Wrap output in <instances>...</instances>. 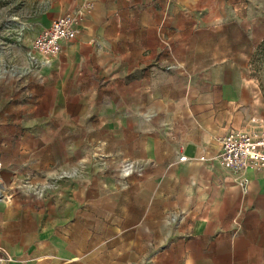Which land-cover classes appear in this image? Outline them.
<instances>
[{
  "label": "crops",
  "instance_id": "crops-1",
  "mask_svg": "<svg viewBox=\"0 0 264 264\" xmlns=\"http://www.w3.org/2000/svg\"><path fill=\"white\" fill-rule=\"evenodd\" d=\"M14 1L0 13V264H264V171L213 160L229 125L214 105L258 86L246 65L264 0ZM77 10L79 33L43 63L34 38Z\"/></svg>",
  "mask_w": 264,
  "mask_h": 264
},
{
  "label": "built area",
  "instance_id": "built-area-1",
  "mask_svg": "<svg viewBox=\"0 0 264 264\" xmlns=\"http://www.w3.org/2000/svg\"><path fill=\"white\" fill-rule=\"evenodd\" d=\"M85 10L90 12L91 7ZM82 15L80 10L65 13L52 19L48 26L40 30L32 42V50L41 55L43 63H49L59 54L61 43L76 37ZM219 144V151L213 160L220 167L238 175H243L249 168L264 171V127L257 132L230 130L220 137ZM184 159L185 156L178 158L179 161ZM127 171L128 168L125 169ZM246 182V178L242 177L239 185L242 187Z\"/></svg>",
  "mask_w": 264,
  "mask_h": 264
},
{
  "label": "rangeland",
  "instance_id": "rangeland-1",
  "mask_svg": "<svg viewBox=\"0 0 264 264\" xmlns=\"http://www.w3.org/2000/svg\"><path fill=\"white\" fill-rule=\"evenodd\" d=\"M3 5H8L10 8L19 7V4H15L14 0H0V13ZM155 14L157 13L155 12ZM176 20L174 19L172 23H176ZM249 46V59L246 66L248 67L249 76L257 82L260 95L256 101L257 87L255 86L253 96L250 99L243 98L239 101H234L230 106L229 103H226L225 106L220 104L214 105L218 120H225L226 124H229L227 131L257 132L264 127V39L250 40ZM242 64L244 65V63ZM1 73L2 71L0 70ZM2 98L5 97L2 96ZM7 98L10 99L11 96ZM4 103L2 102V104ZM49 106V102L46 101L41 107L42 113L47 112ZM126 216H129L128 218L136 217V215Z\"/></svg>",
  "mask_w": 264,
  "mask_h": 264
},
{
  "label": "bare ground",
  "instance_id": "bare-ground-1",
  "mask_svg": "<svg viewBox=\"0 0 264 264\" xmlns=\"http://www.w3.org/2000/svg\"><path fill=\"white\" fill-rule=\"evenodd\" d=\"M1 194H3V191H2L1 188H0V195H1Z\"/></svg>",
  "mask_w": 264,
  "mask_h": 264
}]
</instances>
